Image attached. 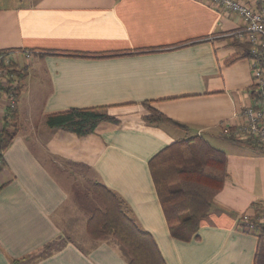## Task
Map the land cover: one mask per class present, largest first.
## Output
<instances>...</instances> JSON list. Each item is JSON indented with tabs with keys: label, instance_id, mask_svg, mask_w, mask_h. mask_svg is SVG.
<instances>
[{
	"label": "crops",
	"instance_id": "obj_1",
	"mask_svg": "<svg viewBox=\"0 0 264 264\" xmlns=\"http://www.w3.org/2000/svg\"><path fill=\"white\" fill-rule=\"evenodd\" d=\"M241 26L199 0H0V52H11L19 89L0 169V264H128L117 242L91 236L38 257L63 237L75 168L123 203L165 264H264V232L240 222L264 211V150L219 138L253 90L250 61L228 64L243 52L232 36ZM145 103L185 129L147 124ZM101 107L116 123L89 135L47 125ZM192 138L225 155L226 177L196 238L182 241L170 234L150 161Z\"/></svg>",
	"mask_w": 264,
	"mask_h": 264
},
{
	"label": "trees",
	"instance_id": "obj_2",
	"mask_svg": "<svg viewBox=\"0 0 264 264\" xmlns=\"http://www.w3.org/2000/svg\"><path fill=\"white\" fill-rule=\"evenodd\" d=\"M243 52L232 57L228 64L237 59H252L248 45L241 44ZM259 63L263 61L259 59ZM10 74V72H9ZM17 98L18 87L15 86ZM251 95L254 94L252 90ZM145 106L149 114L144 121L153 126L171 124L183 128V125L166 119L157 111ZM15 109L7 112L0 128V162L2 154L11 144L14 136ZM102 122L116 123L106 109H72L68 112L51 115L47 118L50 128L69 131L77 136L93 133ZM224 141L264 150L251 141L240 142L219 135ZM2 167V166H1ZM155 188L161 202L170 234L173 238L189 241L196 238L200 222L209 214L213 197L221 190L225 177V155L210 147L200 138L177 142L161 151L150 161ZM98 207L91 210L87 223L89 235L95 240L112 239L121 246L128 264H165L158 248L149 235L129 216L123 203L104 187L94 191ZM257 233L264 232V226H257ZM66 240L57 238L44 246L39 258L59 250ZM17 263V262H16Z\"/></svg>",
	"mask_w": 264,
	"mask_h": 264
},
{
	"label": "built area",
	"instance_id": "obj_3",
	"mask_svg": "<svg viewBox=\"0 0 264 264\" xmlns=\"http://www.w3.org/2000/svg\"><path fill=\"white\" fill-rule=\"evenodd\" d=\"M199 1L235 14L241 19V28L232 36L248 45L252 55L250 64L254 94H250L239 111L233 115L230 125H221L220 134L240 142L251 141L264 148V0ZM9 54L11 52H0V126L7 112L16 107V84L9 81L8 77L13 65ZM259 59L263 64L259 63ZM240 222L245 230L254 231L257 226H264V211L254 215L244 213Z\"/></svg>",
	"mask_w": 264,
	"mask_h": 264
},
{
	"label": "rangeland",
	"instance_id": "obj_4",
	"mask_svg": "<svg viewBox=\"0 0 264 264\" xmlns=\"http://www.w3.org/2000/svg\"><path fill=\"white\" fill-rule=\"evenodd\" d=\"M73 172V194L70 206L63 216L61 228L63 238L83 244L84 239L90 238L85 228L86 221L90 218L91 210L99 206V202L94 194L96 187L93 174L84 168H75Z\"/></svg>",
	"mask_w": 264,
	"mask_h": 264
}]
</instances>
